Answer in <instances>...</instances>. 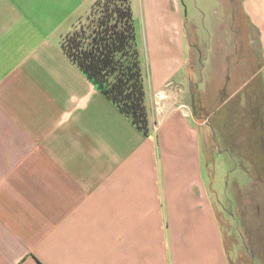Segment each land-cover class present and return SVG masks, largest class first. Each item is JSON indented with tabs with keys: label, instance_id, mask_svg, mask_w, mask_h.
Wrapping results in <instances>:
<instances>
[{
	"label": "crops",
	"instance_id": "obj_1",
	"mask_svg": "<svg viewBox=\"0 0 264 264\" xmlns=\"http://www.w3.org/2000/svg\"><path fill=\"white\" fill-rule=\"evenodd\" d=\"M96 1L0 0V264H231L200 134L233 206L264 189V0H198L187 52L179 0H140L146 134L62 49Z\"/></svg>",
	"mask_w": 264,
	"mask_h": 264
},
{
	"label": "rangeland",
	"instance_id": "obj_2",
	"mask_svg": "<svg viewBox=\"0 0 264 264\" xmlns=\"http://www.w3.org/2000/svg\"><path fill=\"white\" fill-rule=\"evenodd\" d=\"M133 2V8L136 12L135 16V26L136 31V42L137 48L140 55V64L142 69V86L144 91L143 96V107H144V123L142 125L146 128L147 132L149 130L150 121L148 119V111L145 105V73L149 70V61H150V50H149V41L147 39L146 31V17L141 16V11H139L138 5L140 0H131ZM212 2V1H211ZM179 4L182 11L183 23H182V33H181V42L182 50L187 52L189 50L190 41V31L195 26L192 23V15H197L199 13V1L198 0H179ZM113 9V8H112ZM102 9L98 8L95 12L88 13L76 22L74 27L68 32L63 40H66L75 32L81 30L86 31L87 35L91 31V27L102 17ZM104 12V11H103ZM145 15V14H144ZM202 15V14H201ZM199 17V15H198ZM200 17L197 22L198 32L200 36H203V25L200 21ZM105 20V19H103ZM113 23V22H112ZM81 34V33H80ZM84 36V35H82ZM84 42V40H83ZM193 45V44H192ZM157 107V104L154 103V108ZM201 147L205 159H210L211 156L217 158L214 162L207 163L210 166V171L212 174V195L216 206L219 210V222L221 229L223 231L224 239L226 240L227 247L229 248V257L231 264H260L256 259L251 260V256L255 255L256 257L259 254H264V189L258 188H247L239 191H231V198L235 201V206H233L232 201L229 199L228 191L230 192V187L235 176V164L231 161L224 162L223 159L218 160L220 156L219 152V136L218 132L213 131L210 138L206 136L205 132H201ZM214 151V152H212ZM227 163V164H226ZM239 172V171H238ZM207 179L208 175H207ZM211 181V180H210ZM236 210V211H235ZM239 216L242 221H240V231L238 237L237 225L239 223ZM257 218H256V217ZM255 218V220H254ZM229 228V229H228ZM233 228V229H232ZM261 236H255L257 232ZM255 236V238H254ZM237 241V242H236ZM239 241V243H238ZM255 242V243H254ZM239 245V249L237 250ZM260 252V253H259Z\"/></svg>",
	"mask_w": 264,
	"mask_h": 264
},
{
	"label": "trees",
	"instance_id": "obj_3",
	"mask_svg": "<svg viewBox=\"0 0 264 264\" xmlns=\"http://www.w3.org/2000/svg\"><path fill=\"white\" fill-rule=\"evenodd\" d=\"M98 8L102 9V20L90 28L88 35L81 30L62 39V49L102 94L146 134L142 125V69L131 0H97L89 11L93 13Z\"/></svg>",
	"mask_w": 264,
	"mask_h": 264
}]
</instances>
